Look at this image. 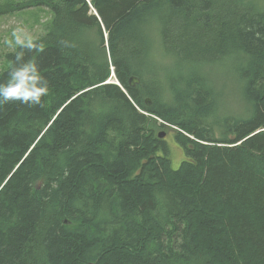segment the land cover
Instances as JSON below:
<instances>
[{"label": "trees", "instance_id": "trees-1", "mask_svg": "<svg viewBox=\"0 0 264 264\" xmlns=\"http://www.w3.org/2000/svg\"><path fill=\"white\" fill-rule=\"evenodd\" d=\"M39 7L45 32L0 73L48 87L0 105V264H264V7L0 0V17ZM209 69L231 74V110Z\"/></svg>", "mask_w": 264, "mask_h": 264}, {"label": "rangeland", "instance_id": "rangeland-1", "mask_svg": "<svg viewBox=\"0 0 264 264\" xmlns=\"http://www.w3.org/2000/svg\"><path fill=\"white\" fill-rule=\"evenodd\" d=\"M17 2V0H14ZM89 0H87L88 2ZM258 7H264V0H253ZM52 15L49 13L47 8L39 7L33 8L30 10H24L10 15H5L0 17V73L6 70L9 66V62L6 59V54L12 52L18 45L23 43H29L33 39L42 35L48 23L50 22ZM17 28L15 35L13 30ZM157 55V58H161L160 54ZM157 59V60H159ZM162 61V60H160ZM165 78L167 76L176 75L180 68L173 60L170 59L169 62H165L161 65ZM210 70L211 77L215 84L219 86V89H222L219 80L223 78V75L226 77L225 70ZM158 71V69H157ZM223 90V89H222ZM233 90V87L230 84L225 86V92L223 90L222 100L229 101L228 107L231 110L232 106L230 105V92ZM166 132V131H165ZM165 136V142L168 145L170 151V163L173 169H177L181 161L184 159L183 152L177 147V145L172 140V132L167 131Z\"/></svg>", "mask_w": 264, "mask_h": 264}, {"label": "clouds", "instance_id": "clouds-1", "mask_svg": "<svg viewBox=\"0 0 264 264\" xmlns=\"http://www.w3.org/2000/svg\"><path fill=\"white\" fill-rule=\"evenodd\" d=\"M16 31L17 28L13 30L14 35ZM17 78L18 83L8 87H0V96L3 97L0 100V105L9 101H19L29 106L40 105L41 97L48 94V87L40 88L30 83L31 81H35L37 77L29 75L27 69L17 73Z\"/></svg>", "mask_w": 264, "mask_h": 264}, {"label": "water", "instance_id": "water-1", "mask_svg": "<svg viewBox=\"0 0 264 264\" xmlns=\"http://www.w3.org/2000/svg\"><path fill=\"white\" fill-rule=\"evenodd\" d=\"M109 83V82H107ZM139 84V80L138 78L134 77V76H131L129 79H128V86L130 88H133L135 87L136 85ZM145 105L146 106H150L151 105V102L149 99H145ZM165 137V133L164 132H161L159 135H158V138L159 139H163Z\"/></svg>", "mask_w": 264, "mask_h": 264}]
</instances>
